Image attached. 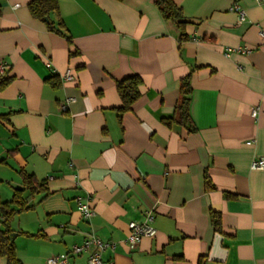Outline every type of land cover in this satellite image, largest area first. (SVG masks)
I'll use <instances>...</instances> for the list:
<instances>
[{
  "label": "crops",
  "instance_id": "0c3cea01",
  "mask_svg": "<svg viewBox=\"0 0 264 264\" xmlns=\"http://www.w3.org/2000/svg\"><path fill=\"white\" fill-rule=\"evenodd\" d=\"M30 1L0 0L9 80L0 87V200L20 189L30 207L9 221L19 262L45 264L93 234L116 243L102 253L114 264H264V168H250L264 157V0H172L187 22L184 42L157 0H57L51 20L65 36L33 18ZM237 46L252 51L224 55ZM67 70L74 79L65 82ZM131 75L141 95L120 115L116 81ZM187 75L195 133L164 122ZM76 197L89 200V221ZM147 211L155 235L129 250L128 223Z\"/></svg>",
  "mask_w": 264,
  "mask_h": 264
},
{
  "label": "trees",
  "instance_id": "16d2710c",
  "mask_svg": "<svg viewBox=\"0 0 264 264\" xmlns=\"http://www.w3.org/2000/svg\"><path fill=\"white\" fill-rule=\"evenodd\" d=\"M120 1V0H119ZM161 15L165 20L171 21L180 31L179 41L184 42L188 40V36L185 32V21L181 9L172 0H157L155 2ZM28 10L31 16L45 24L48 31L65 36L63 29V23L58 19L57 23L51 20L52 14L58 12L57 0H31L28 4ZM67 39L68 36H66ZM8 79L0 80V87L5 86L8 83ZM142 80L138 75H131L123 80L116 81V90L119 95L121 105L118 108L120 115L129 112L132 109V105L139 99L140 87ZM179 98L174 107V111L171 117L166 118L164 122L166 125L177 124L186 129L188 133H195L197 131L195 125L189 114V104L191 100V85L190 75L181 79L178 86ZM25 189L30 193L36 192L38 189V183L31 175H24ZM206 189H211V183L209 180L205 182ZM23 190H15L14 197L10 201L0 200V256L5 257L8 264H21L15 255V247L11 239L12 232L9 228V221L12 216L30 207L19 203V197ZM225 197L233 198L235 195L226 194ZM211 225L215 232H221V217L217 212L210 213Z\"/></svg>",
  "mask_w": 264,
  "mask_h": 264
},
{
  "label": "built area",
  "instance_id": "2783aa9c",
  "mask_svg": "<svg viewBox=\"0 0 264 264\" xmlns=\"http://www.w3.org/2000/svg\"><path fill=\"white\" fill-rule=\"evenodd\" d=\"M260 2L261 0H255ZM230 10L237 14L238 22L242 23L245 21V12L237 5L234 4ZM261 36L263 32H260ZM252 51L249 47H225L224 55L229 56L233 53H238L241 55L249 54ZM49 66V64H47ZM5 67L0 62V80L5 75ZM61 79L65 82L72 81L74 79L70 70L65 71L61 76ZM74 102V98L67 97L64 102L61 104V111L65 112L68 109L70 103ZM259 112V108H254L251 111V117L256 118ZM253 141H247L246 145H251ZM250 168L253 170H259L264 168V157H260L258 159H254L251 162ZM75 202L77 205V210L81 215L82 219L85 221H89L93 215L94 211L90 205L88 199H83L81 197H76ZM153 215L150 211H147L144 216V220L142 222H129L128 230L129 233L126 239L123 241L124 244L128 247L129 250L135 248V246L141 241L143 238H152L155 235V229L152 226ZM91 247L94 248L93 251L88 252L87 258L84 262L72 263L71 260L74 257L85 253ZM116 247V243L112 242H102L95 235L91 234L82 245H76L71 247V249L66 253L51 255L45 260V264H114L112 260H103L102 253L106 250H113Z\"/></svg>",
  "mask_w": 264,
  "mask_h": 264
},
{
  "label": "water",
  "instance_id": "95a60500",
  "mask_svg": "<svg viewBox=\"0 0 264 264\" xmlns=\"http://www.w3.org/2000/svg\"><path fill=\"white\" fill-rule=\"evenodd\" d=\"M15 238V234H12V239Z\"/></svg>",
  "mask_w": 264,
  "mask_h": 264
}]
</instances>
